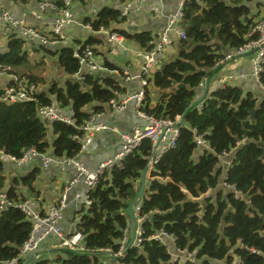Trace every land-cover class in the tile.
I'll return each instance as SVG.
<instances>
[{"label":"trees","instance_id":"16d2710c","mask_svg":"<svg viewBox=\"0 0 264 264\" xmlns=\"http://www.w3.org/2000/svg\"><path fill=\"white\" fill-rule=\"evenodd\" d=\"M254 1L264 6V0H187L184 5L185 37L177 42V54L156 69L150 79L159 96L153 104L147 89L144 109L173 120L180 115L185 122L177 146L164 153L151 171L141 199L139 214L145 229L141 247L131 246L117 264H264V98L257 103L251 94L245 95L241 88L230 85L203 99L198 97L200 83L221 68L212 69L225 52L256 37L248 35L257 22L258 14H251L250 3ZM86 21L94 30L113 26L112 31L142 48H150L154 38L150 31L131 32L114 26L124 21L119 8L103 6ZM97 41L90 37L84 44L94 45ZM40 49L57 56L66 74L79 69L72 45L57 51ZM105 65L118 69L108 59ZM6 67L20 76L28 75L36 83L40 80L28 70L31 60L26 41L15 34L6 37L5 48L0 50V71ZM260 82L264 84V70ZM118 89V81L107 75L88 76L83 84L68 78L63 85L53 82L48 91L36 92L34 100L0 102V148L16 157L31 147L41 153L52 149L54 156L61 158L73 157L80 150L75 137L84 134L80 126L90 116L86 107L103 110ZM53 95L63 107L73 108L76 125L42 120L38 107L49 105ZM50 133L54 135L52 140ZM197 135H202L212 150H200ZM243 139L245 142L237 146ZM151 152V141L145 140L122 167L106 172L91 190L92 203L82 209L77 223L86 252L61 248L56 259H40L35 264H104L100 255L106 249L117 252L128 227V203L136 194ZM226 152H232L226 182L238 192L209 195L222 175L219 155ZM40 173L41 169L35 167L15 176L7 185L5 165L0 159V192L6 191L15 203L25 201L20 185L34 194ZM32 227L30 217L15 204L0 211V264L14 258L22 261L20 250ZM160 229L173 235L175 247L192 252L195 260L173 262L166 245L151 237Z\"/></svg>","mask_w":264,"mask_h":264},{"label":"crops","instance_id":"0c3cea01","mask_svg":"<svg viewBox=\"0 0 264 264\" xmlns=\"http://www.w3.org/2000/svg\"><path fill=\"white\" fill-rule=\"evenodd\" d=\"M37 2L38 0H0V7L12 10L18 17H21L22 15L25 16L28 23L39 28L42 32L48 33L52 30L54 19L56 17V11L48 10L43 15L42 19L35 21L33 20L32 12L37 9ZM90 2H92L94 6L91 7L90 5L92 4ZM129 2L133 3L134 9L131 11L128 17H124L123 22L115 23L113 25L116 27L127 29L131 32L150 31L154 38L156 37V39H159L160 35L166 30H168L170 18L176 13L178 9L179 0H143L142 2H138V0H82L81 6H75L73 2V13L74 18L77 22H75L68 28V44L65 45H72L75 50L76 46L84 44L85 41L90 37L98 39V41L94 45H84H90L94 47L99 68L93 72H90L88 68L85 67L82 70L83 76L78 77L75 76V73L79 69L74 74L68 75L58 65L64 73L62 76V80L54 79V81H51L50 84L45 88H40L39 82L36 83L28 75H25L35 86L36 92H40L42 90L48 91L49 86L53 82H57L58 84L63 85L65 80L68 78L73 79L75 81H79L83 84L88 76L104 75L115 78L119 83V89L115 91V96L112 97L110 100L116 99L117 101H120L127 94L140 89L142 87V54L148 48H142L136 41L127 39L123 35L118 34V32L112 31L113 26H110L109 28H104L108 32H110V34L115 33L118 36L122 37V41H110L106 31L100 30L101 27L98 30H94L90 21H86L87 18L88 20L93 19L103 6L121 8ZM258 3V1L250 3V6L252 8L251 14H258L255 17V21H258L262 16H264V6H258ZM90 12L92 15H88V13ZM87 25H90V27H87ZM168 32L173 44H171V46L166 47L164 52L160 54L161 59H163L162 64L170 60L173 56L177 54L176 45L180 39L176 34L174 27L169 29ZM0 35L2 36L3 40L0 41L1 50L5 48L6 37L2 35L1 31ZM26 45L30 52L36 49L40 50V47H42L40 44L36 43L33 44L26 42ZM62 46H64V44H58L52 46L50 49L57 51ZM43 53L51 55L49 53H46L45 51ZM55 57L57 62V56ZM106 59L114 63L118 69H109L105 65ZM220 67L221 68L210 78L209 88L207 92L205 91V84L207 78L202 81L204 82V87H198L199 98L203 99L204 95L207 96L218 88H223L225 85H230L241 88L245 95L251 94L253 98L257 100V103H260L262 101V99L264 98V84L261 83L260 80L258 81L253 74V59L250 54L237 57L234 60L222 64ZM215 68L212 67V69ZM2 70L0 72H3ZM155 71L156 69L153 71L151 77L149 78V86L147 88L150 91L151 102L153 104H155L158 99L155 97V93H157L159 96V91L150 82V79H152ZM7 79L8 76L4 77L0 81V86L3 85ZM148 90H146V95ZM52 98V102L58 104L64 111V114L69 116H72L74 114L73 117H75V112L71 106L63 107L59 102L55 100L56 97L54 95L52 96ZM110 100L103 105L104 109L101 111L94 110L93 105H88L86 107V110L89 111L90 115L99 113L100 116L97 117V120L108 125V129L95 132L92 136L91 142L87 145V147L82 151L79 150V152L77 153L78 159L81 160L84 165L91 170H95L101 162L110 158L114 153L120 150V133L129 132L132 127L136 124H145L144 119L141 118L137 113V108L135 106L134 101H130L122 110H115L111 106ZM145 100L146 96L142 109L147 112L144 109L146 105ZM201 105L202 103L200 104V106ZM177 117H179L181 120L183 116L178 115ZM85 122L86 120L84 121V123ZM49 136L52 140L54 135L50 133ZM203 149L204 148H200V150ZM46 154L53 156V161L49 164L47 168L43 167L40 158H34L31 162L23 164L22 166H16L14 163H7L5 165V172L7 173V185L13 183V179L15 176L19 177L21 174L30 171L35 167H39L41 169V173L38 176V180L35 184L34 194L30 193L28 189L23 185H20V190L25 194L27 200L32 202V209L42 214L48 212L49 208L60 199L61 194L68 186L71 178L75 174V168L71 164L61 163L62 158L54 156L52 149L49 150ZM229 160L230 158L226 156H222L221 158H219V167L223 170L222 175L219 178L218 186L214 189H210L207 194L216 196L220 192L225 196L227 192L235 191L233 186L226 185V176L228 172L227 166ZM152 170L153 168H151L148 172L147 183L151 179ZM140 179L137 182V189L140 185ZM84 188V183L78 182L68 191V205L64 211L63 218L60 221V229L65 235H70L78 231L77 223L80 220L81 211L83 208L87 207L83 205L84 202L82 199V192ZM140 202L134 206V209L137 205L140 206ZM126 214L128 215L127 210ZM136 216L138 219L137 214ZM143 223L141 226H143ZM126 229L127 230L125 231L124 236H126L127 238L128 246L133 234V221L130 216L128 227ZM166 244L172 250L175 249V246L169 241V239H166ZM61 248L67 247L60 246V239L58 237L50 235L43 242H41L37 250L40 253L39 256L36 257L35 260L31 261L29 264H35L36 261L40 259H56L60 254ZM34 253H27L25 256L22 257V261H18L16 264H24L26 260L29 259L30 256ZM100 259L105 261L104 264L118 263L117 259H115L112 255L106 253L101 254Z\"/></svg>","mask_w":264,"mask_h":264},{"label":"built area","instance_id":"2783aa9c","mask_svg":"<svg viewBox=\"0 0 264 264\" xmlns=\"http://www.w3.org/2000/svg\"><path fill=\"white\" fill-rule=\"evenodd\" d=\"M143 0H138L142 2ZM73 0H38L37 9L32 12L33 20L37 21L43 18V15L48 10H55L56 17L52 26V30L48 33L42 32L39 28L28 23L25 16L18 17L12 10L0 7V31L3 36L7 37L10 34H15L23 38L27 43L40 44L44 48H51L58 44H68L67 30L74 24L76 19L73 13ZM187 0H179L178 9L176 13L170 18L169 29L174 27L176 34L179 38L185 37V31L182 26L183 7ZM134 9L133 3H126L119 8L123 17H128L131 11ZM90 27V25H87ZM100 30L106 31L110 41L121 42L122 37L115 33L110 34L104 26H101ZM166 30L163 32L159 39L153 38L151 41V47L148 48L142 54V66H141V82L142 87L135 92L127 94L122 100L116 99L110 100L111 106L115 110H122L130 101H134L137 108L138 115L144 119L145 124H136L129 132L120 133V150L114 153L110 158L101 162L95 170H91L84 165V163L78 159V155L73 157L62 158L61 163L71 164L75 168V174L71 178L68 186L65 188L60 196V199L52 205L48 212L42 214L32 209V202L25 200L22 202H13L6 191L0 192V211L7 209L11 205L19 207L33 222L30 237L24 242L20 250V258L27 253L36 252L41 244L48 236L53 235L60 239V246L67 247L71 250L78 252H86L84 243V235L80 231H76L73 234L65 235L60 229V221L63 218V214L68 205V191L78 182H83L85 188L82 192L83 205L89 206L92 201L90 199V192L96 188L100 179L106 172L123 166L124 160L135 150L142 147L145 140H150L152 144V153L149 157L148 165L150 168H154L160 158L168 150L177 146L178 138L180 135L179 124L180 118L169 119L163 115H155L145 112L142 107L144 105V99L146 96V90L149 86V78L153 71L159 68L162 64L160 54L164 52L166 47L173 44L169 32ZM256 35L255 38L249 40L245 44L232 48L225 52L222 57L214 66L218 67L226 62L236 59L237 57L250 54L253 59V74L259 81L261 73L264 70V16H262L251 28L250 35ZM74 56L78 58L80 68L75 73V76H83V68H88L90 72H93L99 68L97 56L94 47L90 45H78L74 50ZM10 70L8 67L4 70ZM8 72V79L0 86V102L4 103H21L35 99L36 88L29 78L26 76H20L19 74L11 71ZM200 87H204V82L200 83ZM38 114L46 121H63L65 123L76 125L75 117L64 114L62 108L52 102L49 105L39 106ZM100 114H91L90 117L80 127L84 132L83 136H76L81 144L80 151L84 150L91 142L92 136L95 132L108 129V125L99 122L97 117ZM196 143L199 148L212 150L208 145V142L202 135H197ZM243 140L237 142V146L244 143ZM232 152H226L219 155V158L226 156L231 158ZM34 158H40L43 167L47 168L53 161V156L46 153L39 152L36 148L31 147L24 151L21 157L6 153L0 148V159L7 163H14L16 166H22L23 164L31 162ZM231 166V160H229L227 170ZM227 186H231L226 183ZM234 187V186H233ZM234 192L236 191L234 187ZM135 212L138 215L139 227L136 232V237L131 246L141 247L145 229L142 223L144 222L143 216H140V206L137 205ZM127 229H125L126 231ZM152 238H156L163 242L167 251L169 252L172 261H182V259L195 260V256L188 250H181L176 248L172 250L167 244L166 239L175 246V237L167 233L164 229H160ZM121 247L117 252H114L111 248L106 249V254L112 255L115 259L123 257L126 254L127 238L124 236L121 240ZM173 246V247H174ZM39 252H36V257L39 256ZM20 261L18 258H14L5 262V264H16ZM118 262V261H117ZM105 263V261H103Z\"/></svg>","mask_w":264,"mask_h":264},{"label":"rangeland","instance_id":"374dc122","mask_svg":"<svg viewBox=\"0 0 264 264\" xmlns=\"http://www.w3.org/2000/svg\"><path fill=\"white\" fill-rule=\"evenodd\" d=\"M81 2V0H75L74 5L81 6ZM90 3L92 4H89L91 7L94 6L92 2ZM88 15H92L91 12L88 13ZM0 41H3L2 36L0 38ZM43 52L44 51L41 49L37 51L33 50L30 52L31 68L28 69L31 73L39 77L40 88L47 87L51 81H54V79L62 80V76L64 74L63 70L58 66L56 62V57L54 55H48ZM7 71L8 70H4L3 72H0V74L2 75H0V81L8 75ZM155 97L158 98L157 93H155Z\"/></svg>","mask_w":264,"mask_h":264},{"label":"water","instance_id":"95a60500","mask_svg":"<svg viewBox=\"0 0 264 264\" xmlns=\"http://www.w3.org/2000/svg\"><path fill=\"white\" fill-rule=\"evenodd\" d=\"M245 20H247V16L245 17ZM209 82H210V77H208L206 79V84H205V91L206 92L208 91V88H209ZM204 97H205V95H204ZM254 116H255V109L251 110V118H254ZM184 122H185V120L182 117L180 122H179V124L182 125ZM150 169L151 168H150L149 165H147L144 168V170H143V172L141 174L140 185H139V187H138V189L136 191V194H135L134 198L128 203L127 212H128V215L130 216V218L133 221V234H132L131 240L129 242V245L127 246V249H129L131 247V245L133 244L134 239L136 237L137 229L139 227V221L137 219L134 206L141 201V199H142V197H143V195L145 193V190H146V187H147V184H148L147 183V176H148V172H149ZM35 258H36V253L32 254L30 256V258L27 259L24 264H29L31 261L35 260Z\"/></svg>","mask_w":264,"mask_h":264}]
</instances>
